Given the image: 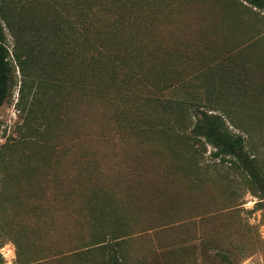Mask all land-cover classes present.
<instances>
[{"label": "trees", "instance_id": "trees-1", "mask_svg": "<svg viewBox=\"0 0 264 264\" xmlns=\"http://www.w3.org/2000/svg\"><path fill=\"white\" fill-rule=\"evenodd\" d=\"M142 1L150 0H0V105L13 84V61L21 74L18 103L33 86L30 114L50 122L53 118L60 135L78 134L81 141L87 122L99 120L103 110H120L117 113L123 117L121 110L127 107V100H151L155 90L167 91L181 84L182 80L171 77L207 69L212 75L206 78L207 93L203 96L197 90L179 89L169 100L171 117H136L134 110L131 119L147 122L143 135L165 145L171 165L175 157L189 159L200 153L199 147L209 144L214 159L242 168L247 183L264 198V59L256 56L252 61L242 47L224 51L229 44L217 52L209 51L202 29L195 41L160 42L157 35L148 33L149 26L143 31L140 19H134L136 23L126 21L133 15V4ZM218 1L226 12L235 7L234 0ZM245 1L247 5H241L251 14L264 11V0ZM152 19L151 15L149 24ZM128 24L133 29H124ZM121 28L125 32L116 35ZM7 32L14 40L12 52L6 45ZM195 44L204 47L193 53L191 46ZM215 84L218 89L214 95L207 89ZM213 100L222 105V112L206 104ZM189 104L196 105L191 113ZM237 110L249 116L245 125L235 122L232 113ZM185 121H189L187 126ZM140 125L133 123L130 131L135 127L139 131ZM229 126L242 128V133ZM79 148L71 158L54 160L60 170L57 182L51 176L46 179L52 189L50 202L59 203L62 213L55 228L59 240L71 245L67 251L96 254L89 259L91 264L140 263L136 260L140 248H133L134 243L147 231L159 228L154 222L160 216H151L150 207L135 204L128 194L108 190L119 187V182L128 187L134 180H153V175L163 173L157 171L156 164L163 154L140 150L136 156L127 157V172L136 176L129 180L126 172L115 178L94 174L99 172L98 158L93 160L91 148ZM150 169L156 173L152 175ZM156 186L149 190L156 191ZM46 223L49 234L53 226ZM47 243L50 246L46 249H52L51 241ZM26 259L27 263L36 260Z\"/></svg>", "mask_w": 264, "mask_h": 264}, {"label": "rangeland", "instance_id": "rangeland-1", "mask_svg": "<svg viewBox=\"0 0 264 264\" xmlns=\"http://www.w3.org/2000/svg\"><path fill=\"white\" fill-rule=\"evenodd\" d=\"M210 1L213 4L210 8L209 0L142 1L133 4V15L126 21L131 23L140 19L143 31L149 26L148 33L153 32L160 42L167 39L195 41L202 29L204 38L209 41L205 45L209 51L217 52L229 44L224 51L232 46L242 47L252 61L256 56L264 59V11L257 10L253 15L241 5H247L245 0H234L235 7L231 6L233 11L229 8L231 13L227 10V15L218 0ZM223 12L227 16H223ZM151 15L153 22L149 24ZM127 26L124 29H133L131 24ZM121 29L116 35L125 32ZM13 44L14 40L7 32L6 45L10 52ZM195 45L191 46L193 53L204 47ZM11 64L13 84L9 96L0 105L2 264H91L89 259L97 257L93 252L67 251L71 245L61 238L59 240L55 228L61 222L62 213L59 203L50 202L52 189L46 181L51 176L57 182L60 176L54 160L71 158L80 146L92 149L93 160L98 158L100 167L94 174L106 178H115L118 173L126 172L128 179L134 180L135 174L127 172L130 170L125 161L127 157L136 156L140 150L152 154L159 150L163 154V159L156 161L157 171L163 170V173L155 176L156 172L150 169L151 174H155L153 180H134L128 187L119 182V187L108 190L128 194L135 204L150 207L151 216H160L154 222L159 228L147 231L134 243L133 248H140L141 252L136 256L140 261L137 264H264V198L247 183L243 169L214 159L209 144L199 147L200 153L189 159L175 157L171 165L165 145L154 137L147 140L148 137L143 135L147 122L131 119L134 110L137 111L136 117L143 114L153 118L171 117L169 100L179 89L197 90L203 96L207 93L206 78L212 75L207 69L171 77L172 80H182L181 84L174 85L172 92V89L155 90L151 100L126 99L124 105L127 107L121 110L123 117L118 114L120 110L115 113L110 108L103 110L98 115L99 120L87 122L80 141L78 134L60 135L53 118L50 122L38 114H30L33 86L18 103L21 74L13 61ZM158 81L163 83L161 77ZM217 89L215 84L207 90L215 95ZM206 104L222 112V105L215 104L214 100ZM195 107L189 104L188 113ZM232 115L237 124L245 125L249 118L244 110L233 111ZM114 119L118 122L114 123ZM135 122L141 124L139 131L135 127L131 132L130 125ZM188 124L189 121H185V125ZM229 128L242 133V128ZM184 158L187 160L183 161ZM49 165L50 169L45 170L44 167ZM154 184L157 185L156 191L152 192L149 189ZM47 221L53 226L49 234ZM47 239L54 245L50 250L46 249L50 246ZM125 247L127 249L128 245ZM26 256L36 260L27 263Z\"/></svg>", "mask_w": 264, "mask_h": 264}]
</instances>
